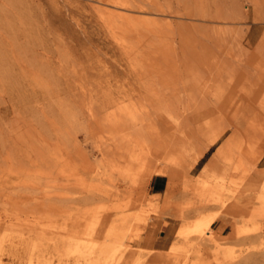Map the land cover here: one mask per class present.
<instances>
[{
  "label": "rangeland",
  "instance_id": "obj_1",
  "mask_svg": "<svg viewBox=\"0 0 264 264\" xmlns=\"http://www.w3.org/2000/svg\"><path fill=\"white\" fill-rule=\"evenodd\" d=\"M262 143L264 0H0L1 264H264Z\"/></svg>",
  "mask_w": 264,
  "mask_h": 264
},
{
  "label": "crops",
  "instance_id": "obj_2",
  "mask_svg": "<svg viewBox=\"0 0 264 264\" xmlns=\"http://www.w3.org/2000/svg\"><path fill=\"white\" fill-rule=\"evenodd\" d=\"M148 188L150 195L162 196L165 194L167 189V180L163 176H155L150 179ZM158 227V230L154 232L155 239L152 245L156 249H164L171 242L170 235L177 230V226L175 223L166 218L165 221H162ZM212 227L215 231H221L222 234H226V230L229 228L228 225H223L222 223H213Z\"/></svg>",
  "mask_w": 264,
  "mask_h": 264
},
{
  "label": "bare ground",
  "instance_id": "obj_3",
  "mask_svg": "<svg viewBox=\"0 0 264 264\" xmlns=\"http://www.w3.org/2000/svg\"><path fill=\"white\" fill-rule=\"evenodd\" d=\"M237 103V102H236ZM227 111V110H226ZM234 123V122H233ZM237 124L235 123V125L234 126H236ZM260 128H261V126H260ZM238 133V130H235V132H233V136H232V138L231 139H229V140H227V142L223 145V147H221V152H223V154H226V153H228V152H230V151H233V150H235L236 151V149H234L235 148V144H234V141H235V139H236V134ZM130 140H132V139H130ZM252 140V139H251ZM254 140V139H253ZM159 141V140H158ZM245 141V140H244ZM243 141V142H244ZM157 142V141H156ZM160 142V141H159ZM246 142V141H245ZM131 143V142H130ZM158 143V142H157ZM236 143H237V141H236ZM241 142L239 141L238 142V144H240ZM160 144V143H159ZM242 144V146H243V144L244 143H241ZM240 144V145H241ZM249 144V143H248ZM262 144H264V143H262ZM170 146V145H169ZM222 146V145H221ZM249 146V145H248ZM253 146V145H252ZM239 147V146H238ZM178 148V147H177ZM241 148V147H240ZM149 149V148H148ZM242 149V148H241ZM241 149H240V151H241ZM260 149V148H259ZM140 150V149H139ZM142 150V149H141ZM168 151H170V150H168ZM262 151H264V149H262ZM146 152V151H145ZM174 152V151H173ZM175 153H177V152H175ZM231 153V152H230ZM258 153H260V154H262L260 151L258 152ZM148 154H150V152L148 153ZM169 154V153H168ZM247 154V153H246ZM138 155H139V153H138ZM178 155V154H177ZM182 156V155H181ZM143 157H145V155L143 156ZM172 157V156H171ZM232 158V157H231ZM140 159V158H139ZM146 159V158H145ZM144 159V160H145ZM152 161V160H151ZM177 161V160H176ZM180 161V160H179ZM148 163V162H147ZM154 163V162H153ZM145 164V163H144ZM153 167V170H152V173H156V174H163V173H165V172H167L166 171V168H168L167 167V165H163L164 167H161L160 169H157V168H155V165H153V164H151V162H150V164H148V167ZM169 169V168H168ZM172 179V175H170L169 176V182H168V184H170V180ZM209 221H207L206 220V222L204 223V224H202V226H201V230H204V231H207L208 229V226H209ZM211 232V231H210ZM1 264V263H0Z\"/></svg>",
  "mask_w": 264,
  "mask_h": 264
}]
</instances>
